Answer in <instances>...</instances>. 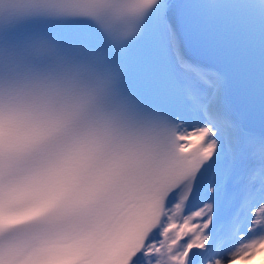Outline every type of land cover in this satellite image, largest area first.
Here are the masks:
<instances>
[{
    "label": "snow or ice",
    "instance_id": "snow-or-ice-1",
    "mask_svg": "<svg viewBox=\"0 0 264 264\" xmlns=\"http://www.w3.org/2000/svg\"><path fill=\"white\" fill-rule=\"evenodd\" d=\"M258 249L264 0H0V264Z\"/></svg>",
    "mask_w": 264,
    "mask_h": 264
},
{
    "label": "bare ground",
    "instance_id": "bare-ground-1",
    "mask_svg": "<svg viewBox=\"0 0 264 264\" xmlns=\"http://www.w3.org/2000/svg\"><path fill=\"white\" fill-rule=\"evenodd\" d=\"M250 259H253L254 264H264V258L261 259L259 253H255V255H253Z\"/></svg>",
    "mask_w": 264,
    "mask_h": 264
},
{
    "label": "rangeland",
    "instance_id": "rangeland-1",
    "mask_svg": "<svg viewBox=\"0 0 264 264\" xmlns=\"http://www.w3.org/2000/svg\"><path fill=\"white\" fill-rule=\"evenodd\" d=\"M262 258H264V257L262 256L261 259ZM236 264H254V262H250L249 261V262L244 263L243 261L242 262L241 261H237Z\"/></svg>",
    "mask_w": 264,
    "mask_h": 264
}]
</instances>
